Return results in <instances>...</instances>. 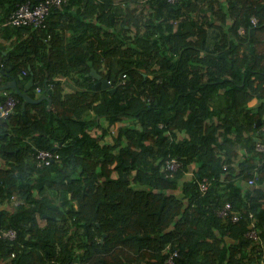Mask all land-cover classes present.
I'll return each instance as SVG.
<instances>
[{
    "label": "trees",
    "instance_id": "1",
    "mask_svg": "<svg viewBox=\"0 0 264 264\" xmlns=\"http://www.w3.org/2000/svg\"><path fill=\"white\" fill-rule=\"evenodd\" d=\"M25 1L0 0L4 37L33 33L3 50L2 85L24 68L39 99L24 112L13 91L0 118V231H17L0 237V264H263L246 232L264 240V0H147L141 14L76 0L83 34L67 46L50 17L71 0L46 27L3 25ZM204 21L221 34L211 48ZM38 149L59 157L38 165Z\"/></svg>",
    "mask_w": 264,
    "mask_h": 264
},
{
    "label": "built area",
    "instance_id": "2",
    "mask_svg": "<svg viewBox=\"0 0 264 264\" xmlns=\"http://www.w3.org/2000/svg\"><path fill=\"white\" fill-rule=\"evenodd\" d=\"M67 0H41L38 4H32L30 0H27L20 5L14 11H12L6 21H4L3 25H13V26H32L33 28L46 27L48 17L51 12L55 8L62 7L63 3ZM169 2H174L175 0H168ZM254 21H256L254 19ZM3 65V64H2ZM24 73H27L24 70ZM126 76V75H125ZM4 81L3 73L0 72V85H2ZM40 88L37 87V91ZM2 91L3 100L0 101V118L6 119L11 114L15 113L17 104L19 103V99L16 97L14 92H12L9 88H4ZM257 148L259 150H264V144L258 142ZM35 157L38 165L50 164L53 160L59 157V154H56L52 151L45 149H38L35 151ZM165 169L170 171L177 170L181 162L178 158L173 157L166 160ZM254 181L251 180L252 184ZM202 188H207L206 184H201ZM229 214H232V219L237 221L240 218L241 213L232 210V205L227 202L224 208L221 209L220 215L225 217ZM249 216L253 218V213H249ZM253 220V219H251ZM246 236L251 238L252 243L258 242L263 249V253L261 255L262 262L264 264V240L258 233V231L254 228L246 232ZM0 237L15 239L17 238V231L13 228H6L5 230L0 231ZM171 263L173 259L169 260Z\"/></svg>",
    "mask_w": 264,
    "mask_h": 264
},
{
    "label": "crops",
    "instance_id": "3",
    "mask_svg": "<svg viewBox=\"0 0 264 264\" xmlns=\"http://www.w3.org/2000/svg\"><path fill=\"white\" fill-rule=\"evenodd\" d=\"M115 1H118V0H115ZM193 1L198 2L199 0H193ZM76 3H77L76 0H71V2L67 5L66 10L59 12V13L55 12L50 17V22L54 25L56 30L60 33V37L63 40V44L66 46L68 45V42L73 40V38L75 36H79V35L83 34V29H76L75 25L79 24V22H77V19H75L72 16V14L79 7L78 4H76ZM140 5H141V2H140ZM7 12H8V9H6V7H3V4L0 3V18L1 17L4 18V16L6 15ZM180 18L181 17H178V19H180ZM125 27H127V25ZM13 32L15 34L12 36L11 40H9V39H6L4 37V33H6V32L0 31V51H1L0 52V60L3 57V50L4 49H6V51H8L10 48H14L13 43L16 44L21 39H25V38H27L33 34L32 31L28 30V29H24L21 31H18V29H14ZM124 33L127 34L128 32L126 33V31H124ZM207 33H208L207 47L211 48V47H213L214 43L220 39L221 34H220V31L216 27H208ZM4 53H5V50H4ZM39 63H40V60H37L36 65L38 66ZM23 71H24V68H18L16 73H15V76L18 80V86L21 89H23L24 86L30 80L29 77H27V74H24ZM95 71L97 73H99L96 69H95ZM20 76H21V78H19ZM70 82H71V86H73V85L77 86V83L74 80H72ZM71 86H67V89L69 90L71 88ZM255 101L256 100H254V102ZM35 111H36V109L32 108V112H35ZM93 115H95L94 112L92 110H90V112L88 113V116H93ZM101 121H102V124H104V125L106 124V121L104 119H101ZM113 126L114 125H112V127ZM112 127L110 129H112ZM95 130H97L98 132L100 131L99 129H95ZM8 262L9 261H4V263H7V264H8Z\"/></svg>",
    "mask_w": 264,
    "mask_h": 264
},
{
    "label": "water",
    "instance_id": "4",
    "mask_svg": "<svg viewBox=\"0 0 264 264\" xmlns=\"http://www.w3.org/2000/svg\"><path fill=\"white\" fill-rule=\"evenodd\" d=\"M11 67L7 68V71H11ZM91 74H93L96 78H97V82L94 84V86L98 89L101 88H109L111 91H114L116 89V87L112 88V84L109 81V77H105L99 73H97L95 71V69H92ZM21 78V76L19 77ZM34 84V76H32L30 78V80L28 81V83L24 86L23 89H21L18 86V80L17 78H11L9 79L5 84L0 86V90L4 89V88H11L13 91H15L17 94H19L20 96L23 97V102H22V108L25 112V108H26V104L27 103H36L39 101V99L33 97L30 93H29V89L33 86ZM46 88H48L46 86ZM48 93H51V90L49 89ZM52 101L49 99V104L48 106L51 107ZM260 123V120H258V122L256 123V126H258Z\"/></svg>",
    "mask_w": 264,
    "mask_h": 264
},
{
    "label": "rangeland",
    "instance_id": "5",
    "mask_svg": "<svg viewBox=\"0 0 264 264\" xmlns=\"http://www.w3.org/2000/svg\"><path fill=\"white\" fill-rule=\"evenodd\" d=\"M133 1H131L129 3V7H131V8H137L138 14L148 13L149 12L150 9H149V7H147V5H148L147 4V0L146 1L145 0H138V2H135V1L133 2ZM140 2H141V5H140ZM144 4H147V5H144ZM180 19H178V20H180ZM172 21L176 23L177 19L174 18ZM217 22H219V21H217ZM203 26L206 27V28H208V25L205 23V21L203 23ZM135 30H136V27L135 26H132L130 29L126 30V33L128 32L126 35L133 36L135 34ZM240 32H243V27L240 28ZM120 123L121 122H117L116 124H113L114 125L113 127L111 125V127H112V129H110V134L111 135L107 136V139H106L107 141H110L111 143L113 142V139L112 138L117 133V130H118V127H119ZM95 132H98V131L95 130ZM99 133H100V131L97 134H99ZM104 142H105V140L102 141V143H104ZM113 174H114V176H116V172H113ZM55 198H56V201L59 200L58 199V196H56ZM41 222L44 223L45 221L44 220H41Z\"/></svg>",
    "mask_w": 264,
    "mask_h": 264
},
{
    "label": "clouds",
    "instance_id": "6",
    "mask_svg": "<svg viewBox=\"0 0 264 264\" xmlns=\"http://www.w3.org/2000/svg\"><path fill=\"white\" fill-rule=\"evenodd\" d=\"M23 73H24V71H23ZM24 74H26V73H24ZM3 90V89H2ZM12 92H13V90L12 89H10ZM1 91V90H0Z\"/></svg>",
    "mask_w": 264,
    "mask_h": 264
}]
</instances>
